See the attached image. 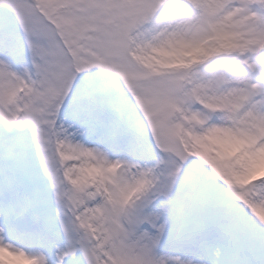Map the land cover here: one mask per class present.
<instances>
[{"label":"snow or ice","instance_id":"1","mask_svg":"<svg viewBox=\"0 0 264 264\" xmlns=\"http://www.w3.org/2000/svg\"><path fill=\"white\" fill-rule=\"evenodd\" d=\"M264 264V0H0V264Z\"/></svg>","mask_w":264,"mask_h":264},{"label":"rangeland","instance_id":"2","mask_svg":"<svg viewBox=\"0 0 264 264\" xmlns=\"http://www.w3.org/2000/svg\"><path fill=\"white\" fill-rule=\"evenodd\" d=\"M18 264H22V262H18Z\"/></svg>","mask_w":264,"mask_h":264}]
</instances>
